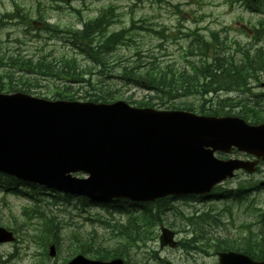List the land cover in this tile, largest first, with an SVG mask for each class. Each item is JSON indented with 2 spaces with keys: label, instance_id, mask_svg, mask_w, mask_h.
<instances>
[{
  "label": "rangeland",
  "instance_id": "rangeland-1",
  "mask_svg": "<svg viewBox=\"0 0 264 264\" xmlns=\"http://www.w3.org/2000/svg\"><path fill=\"white\" fill-rule=\"evenodd\" d=\"M14 1L21 2L18 8L30 13L31 18H34L35 12L38 11L42 21L60 29H79L84 22L97 17L102 9L110 6L120 16L118 23L111 28L112 30L127 29L130 27L132 20L139 21L135 26H143L142 30L134 31L132 40L135 41L136 47L148 52L149 57H144L143 60L154 62L183 61L187 46L190 43L189 39L184 38L183 35L188 33L189 30L202 34L206 40L210 39V32H215L216 34H212L213 39L215 38V44L220 43V41L229 44L238 42L242 46L248 45L250 42L252 44L257 41L254 37L258 38V33H255V30L259 29V26L256 23L264 17L263 12H259V10L264 11V0H259L251 10H247L240 0ZM16 9L17 7L14 6L12 0H0V58L7 59L8 56L16 54L25 56L41 48L44 51H70L63 35L62 37L53 36L43 30L30 33L25 26L18 24L17 19H10L8 16V20H3L7 14L15 12ZM32 27L42 28L43 26L35 23ZM127 44H131V42H126L118 51V54L124 59L132 55L130 47H126ZM260 44H262V41H260ZM232 51V49L225 50L223 54ZM185 58H190V56L187 55ZM78 60L84 61L79 55ZM257 84L259 82H253L251 88ZM52 85L50 82L41 80L39 82L40 87L34 86L35 88L31 89L30 95L53 100ZM110 86L112 90H116L115 96H119V99L124 102L129 97L132 100L139 101L145 96L143 91L130 85H123L116 79L111 81ZM71 91L73 93L72 100L78 102L90 101L91 97L85 93V89L76 86L72 87ZM253 91L261 92V89L256 88ZM88 93L95 92L88 91ZM222 97H227V95ZM206 98L210 101L196 100L197 106L203 105L204 110L211 108L219 111V106L214 105L212 97L209 95ZM186 100L190 101L189 98ZM240 105L242 106L243 103H240ZM132 106H136V104H132ZM152 109L164 110L156 106ZM240 109V106L224 107V110L230 116L238 115ZM253 112L258 119L252 120L248 115H245V117L255 124L263 123L264 112L259 110ZM222 115L223 113H220V116ZM251 116L253 115L251 114ZM239 156L240 154H230L225 156V159L238 158ZM219 157L222 158L221 155ZM262 181H264V163L251 176L239 173L236 178L223 183L224 188L232 190L239 183L245 184L248 193L239 202H210L208 199L200 200L197 198L167 200L165 206L161 208L160 216H157L158 222L153 227L154 231L158 234L161 226L170 228L176 233V240L182 242L181 247L184 249L160 251L155 240L146 246V250L141 251L139 258L146 262L152 255L154 260H150L149 264H159V261L161 264L167 262L170 264H217V258L213 255V249H211L213 242H210L211 245L205 244L206 238L232 240L247 234L248 230H258L260 226L258 224L259 215L264 212V187L256 186ZM11 187L23 192L33 191L38 194V208H32L35 202L28 198L16 197L11 193L0 191V226L18 225L22 228L18 232L24 236L27 232L30 235L35 234L36 228L39 226L38 221L34 219L30 223H25L24 217L21 215V208L29 205L30 211H35L45 218L50 217V219H53L54 232H56V235L58 234L60 245L56 249L55 258L51 259L47 255L49 243H46V255L43 257L40 244L36 245L28 239L30 237L28 234L27 237H21L17 234L16 242L0 245V264H42L40 262H43V264H63L76 250L75 247L71 246L70 239L75 240L78 235L85 237L91 235L94 241L103 245H112L115 242V232L119 230L117 225H121L115 221L120 220L108 219L104 208H97L86 203L81 204L77 198L62 199L63 196L53 191L42 190L43 188L37 186L12 185ZM114 205H118L115 208L120 207L125 211L132 210L130 205L124 203H115ZM153 206L155 204L149 207L155 209L156 206ZM203 214L208 216L205 222L200 221ZM116 217L119 216L116 215ZM123 221L125 222V220ZM24 230L27 231L26 234ZM193 236L195 237L193 238ZM191 238H193L192 242L199 238L200 240L194 243L195 246H188L187 243ZM50 242L52 241L50 240ZM148 248H151L156 254L147 255L151 251ZM90 250H92L91 247ZM41 257L44 259L39 262L38 260Z\"/></svg>",
  "mask_w": 264,
  "mask_h": 264
},
{
  "label": "water",
  "instance_id": "water-1",
  "mask_svg": "<svg viewBox=\"0 0 264 264\" xmlns=\"http://www.w3.org/2000/svg\"><path fill=\"white\" fill-rule=\"evenodd\" d=\"M232 147L264 160V124L250 127L235 118L136 109L123 102L0 95V172L72 195L148 202L204 194L234 170L252 171L253 164L213 158V152ZM172 237L162 230V242ZM12 240L0 228V243ZM54 252L51 246L49 255ZM217 256L219 264H264L232 252ZM68 264L122 262L77 256Z\"/></svg>",
  "mask_w": 264,
  "mask_h": 264
},
{
  "label": "trees",
  "instance_id": "trees-1",
  "mask_svg": "<svg viewBox=\"0 0 264 264\" xmlns=\"http://www.w3.org/2000/svg\"><path fill=\"white\" fill-rule=\"evenodd\" d=\"M17 19L26 24L29 16L24 12H17ZM111 14V7L102 10L95 19L86 22L81 30H65L59 32L50 28L52 35L65 34L70 51L55 52L36 49L32 54H16L7 59L0 58V92L1 93H31L34 86H39L41 80L50 82L54 99H73L72 87L85 89L90 101L97 103H110L117 99L116 90H112L111 81H119L123 85L136 86L148 94L139 101H127L139 107H154L164 110H185L198 112V114L217 115L216 109H207L204 106H196L188 102L190 98L207 102L206 96L218 92H247L249 83L264 76V49L253 50L251 48L237 47L235 54H217L210 56L206 49H198L193 52L189 46V56L195 58H183V61L170 60L166 62L145 61L143 51L137 47L132 48L129 58H122L117 51L126 42V47L133 46L135 41L134 27L109 31L107 29ZM258 38L264 39V20L258 23ZM137 29H142L139 27ZM34 30V29H33ZM49 31V29L47 30ZM78 55L84 61L78 60ZM149 57V55H145ZM40 87V86H39ZM35 88V87H34ZM94 91L95 93H88ZM235 100V99H234ZM228 98H217L215 106L221 104L232 106ZM249 113L259 110L264 112V95L251 96L239 101ZM248 105V106H246ZM219 108V107H218ZM255 118L257 116L254 115ZM0 181L9 182L0 175ZM233 199V196H225ZM63 199H70L64 196ZM38 202L32 208H38ZM166 203H155V209L146 206L140 216H135L129 226L117 225L119 230L115 232V242L103 245L94 241L93 236L78 237V247H83L82 253L91 258L106 260L111 257H124L128 246H132L145 238L154 235V226L158 222L161 208ZM31 208V209H32ZM21 215L25 223L36 219L39 226L36 228L34 241L40 247H46L50 240L57 241L54 232L55 225L50 217H43L35 211L23 208ZM207 215L203 214L200 221L205 222ZM260 226L257 231L248 230L247 234L238 236L232 240L207 237L205 244L211 245L213 252L233 251L249 256L254 260L264 259V212L259 215ZM12 227V226H10ZM13 232L19 233L21 226L13 225ZM195 237V236H193ZM213 238V239H212ZM198 240H189L188 246H195ZM45 241V242H44ZM44 242V243H43ZM191 242L193 243L191 245ZM209 242V243H208ZM97 243V244H95ZM190 243V244H189ZM73 246V245H72ZM90 247L92 250H90Z\"/></svg>",
  "mask_w": 264,
  "mask_h": 264
},
{
  "label": "flooded vegetation",
  "instance_id": "flooded-vegetation-1",
  "mask_svg": "<svg viewBox=\"0 0 264 264\" xmlns=\"http://www.w3.org/2000/svg\"><path fill=\"white\" fill-rule=\"evenodd\" d=\"M163 249H166L169 251H174V250H179V247L177 246V247L171 248V249L170 248H163V247L160 248V250H163ZM127 259H128V261H126L125 264H144V263L139 262L140 260L137 259L136 255L135 256L129 255V257ZM165 264H169V263L167 262Z\"/></svg>",
  "mask_w": 264,
  "mask_h": 264
},
{
  "label": "bare ground",
  "instance_id": "bare-ground-1",
  "mask_svg": "<svg viewBox=\"0 0 264 264\" xmlns=\"http://www.w3.org/2000/svg\"><path fill=\"white\" fill-rule=\"evenodd\" d=\"M233 199H226L225 197L222 199L223 201H231V200H234V199H237V198H241V195H239V194H235V195H233Z\"/></svg>",
  "mask_w": 264,
  "mask_h": 264
}]
</instances>
